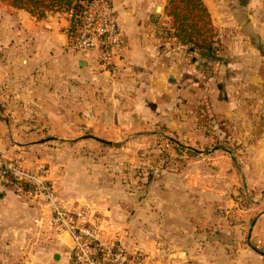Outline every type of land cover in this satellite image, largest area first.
<instances>
[{"label": "crops", "instance_id": "obj_1", "mask_svg": "<svg viewBox=\"0 0 264 264\" xmlns=\"http://www.w3.org/2000/svg\"><path fill=\"white\" fill-rule=\"evenodd\" d=\"M110 2L122 41L104 65L99 49L66 51L68 14L38 17L0 0V153L30 168L50 162L54 189L70 205L96 207L103 239L144 253L149 264H264V196L218 199L217 188L209 198L197 185L200 173L184 170L153 180L144 198L138 185L123 189L86 155L160 126L192 139L185 129L202 96V66L224 91L213 107L233 116L230 83L264 71V0H204L221 47L215 63L169 36L168 0ZM68 140L89 149L65 164L67 147L55 141ZM17 193L0 185V264H72L48 206Z\"/></svg>", "mask_w": 264, "mask_h": 264}, {"label": "rangeland", "instance_id": "obj_2", "mask_svg": "<svg viewBox=\"0 0 264 264\" xmlns=\"http://www.w3.org/2000/svg\"><path fill=\"white\" fill-rule=\"evenodd\" d=\"M60 13L67 14V12ZM249 65L253 66L252 68L259 66L251 63ZM259 70H261L260 74L243 79L235 77L233 83H230L229 97L236 105L233 116L227 118L212 105L214 101L218 103L217 99H221V93L224 94L221 89L222 84L219 85L220 87L214 84L213 78L207 77L206 72L209 71L202 66L201 74L198 76L200 77L198 85L202 86V96L197 97L195 104H191L192 108H189L191 118L185 129L186 135L192 136V139L180 138L178 133L160 126L152 128L156 131L154 130L149 136L103 142L100 146L107 151L101 156L98 151L86 155L97 160L102 167L101 170L109 175L113 182L116 179L115 182L123 189L130 190L138 185L139 191L144 192L142 195L144 198L150 193V183L153 180L187 171L191 175L200 173L201 177L198 180L201 182L197 185L206 189V196L209 198L213 196L211 193L215 191L214 189L218 188V199H262L264 196V71L262 67ZM219 82H225V79H220ZM132 133L126 135L130 137ZM55 142L57 147L64 145L67 147V155L61 156L65 164L67 159L74 158L75 155L84 156L85 150L87 149L88 152L89 149L87 146H81L82 143L77 144L81 142L79 140ZM74 147H77V151L72 150ZM42 163L45 164L47 178L52 183V179L49 178L51 163L47 160ZM61 169H65V166H60V173ZM55 185L57 186L56 183ZM55 191L56 198L68 211L75 215L88 213L100 234L104 219L96 207L87 203L70 205V198L67 199L57 187ZM20 194L24 199H36V202L39 201L47 206V201L42 197ZM189 195L194 196V190L190 189ZM54 227L62 232L58 226ZM35 237L34 234L30 238L31 245L36 240ZM101 238L103 239L102 236ZM114 240L117 241L115 238L104 239V241Z\"/></svg>", "mask_w": 264, "mask_h": 264}, {"label": "built area", "instance_id": "obj_3", "mask_svg": "<svg viewBox=\"0 0 264 264\" xmlns=\"http://www.w3.org/2000/svg\"><path fill=\"white\" fill-rule=\"evenodd\" d=\"M85 7L80 27L74 32L66 30V51L77 53L99 49L102 64L109 65L114 50L121 43L118 20L110 0H72ZM71 18L73 9L67 12ZM71 20L69 21V24ZM69 27V26H68ZM0 185L19 193L42 197L52 214V224L70 234L72 264H149L140 252L130 253L119 240L104 241L88 213H71L56 198L52 183L47 178L44 163L33 169L19 158L0 153Z\"/></svg>", "mask_w": 264, "mask_h": 264}, {"label": "trees", "instance_id": "obj_4", "mask_svg": "<svg viewBox=\"0 0 264 264\" xmlns=\"http://www.w3.org/2000/svg\"><path fill=\"white\" fill-rule=\"evenodd\" d=\"M4 3L17 8L26 9L32 14L42 17L48 12H69L73 14L69 21L68 31L74 32L80 27L85 7L72 0H3ZM165 14L170 18L169 36L184 45L187 50L215 63L220 61L218 52L221 47L217 31L213 25L211 14L204 0H168Z\"/></svg>", "mask_w": 264, "mask_h": 264}, {"label": "water", "instance_id": "obj_5", "mask_svg": "<svg viewBox=\"0 0 264 264\" xmlns=\"http://www.w3.org/2000/svg\"><path fill=\"white\" fill-rule=\"evenodd\" d=\"M68 237H69V239H68ZM63 239L64 240H66L69 244H71V247H74V243H73V241L72 240H70V234L69 233H64V235H63Z\"/></svg>", "mask_w": 264, "mask_h": 264}]
</instances>
